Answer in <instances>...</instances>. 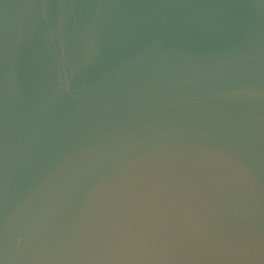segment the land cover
<instances>
[{
  "label": "water",
  "instance_id": "water-1",
  "mask_svg": "<svg viewBox=\"0 0 264 264\" xmlns=\"http://www.w3.org/2000/svg\"><path fill=\"white\" fill-rule=\"evenodd\" d=\"M110 192L169 254L44 259L88 255ZM259 237L264 0H0V260L264 264Z\"/></svg>",
  "mask_w": 264,
  "mask_h": 264
},
{
  "label": "clouds",
  "instance_id": "clouds-1",
  "mask_svg": "<svg viewBox=\"0 0 264 264\" xmlns=\"http://www.w3.org/2000/svg\"><path fill=\"white\" fill-rule=\"evenodd\" d=\"M96 7H116L110 5H97ZM227 7H239L230 5ZM138 25L153 26L158 24L174 25L181 28H191L199 26V23L194 20H186L182 18H148L136 19ZM115 21L114 23H118ZM226 27V25H225ZM105 54L103 46L95 49V56L102 57ZM65 81V79H64ZM64 81L60 83L59 87L65 89ZM97 189V188H96ZM94 189L93 193L96 192ZM92 193V194H93ZM88 206L86 201L83 209ZM127 207L126 197L119 192H110L104 195V199L99 203L95 213L94 223L90 226L89 232L91 240L95 242V247L89 249L88 255H73V256H57L56 260H69L78 258L84 261L95 260H118L120 258H138V257H164L169 254L165 248L161 247L163 241L154 235H150L147 231L136 230L128 228L124 225L123 214ZM88 211V210H87ZM23 236L17 237V243L22 242ZM260 242L264 244V237H259ZM206 242V241H205ZM19 255H9L7 246L4 249V259L0 260V264H14L15 261L20 260ZM38 259V258H33Z\"/></svg>",
  "mask_w": 264,
  "mask_h": 264
}]
</instances>
